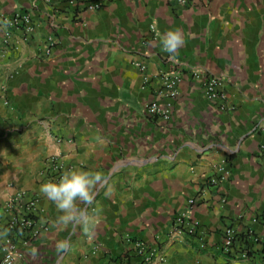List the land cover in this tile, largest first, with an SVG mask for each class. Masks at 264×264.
Masks as SVG:
<instances>
[{"label": "crops", "instance_id": "1", "mask_svg": "<svg viewBox=\"0 0 264 264\" xmlns=\"http://www.w3.org/2000/svg\"><path fill=\"white\" fill-rule=\"evenodd\" d=\"M19 10L36 28L29 42L0 47V216L27 190L47 228L13 264H135V240L165 257L150 264L264 263V0H107L94 11L0 0V15ZM177 28L185 45L170 63L160 38ZM194 70L222 79L231 110L206 99ZM160 71L181 74L177 97L159 94ZM153 99L170 105L168 120L146 113ZM52 156L60 174L108 177L111 195L100 188L89 206L93 234L52 226L60 213L39 192L59 181ZM221 162L229 174L209 183ZM181 213L198 222L195 237L170 236ZM228 226L238 233L229 253L220 248ZM61 239L73 246L58 257Z\"/></svg>", "mask_w": 264, "mask_h": 264}, {"label": "built area", "instance_id": "2", "mask_svg": "<svg viewBox=\"0 0 264 264\" xmlns=\"http://www.w3.org/2000/svg\"><path fill=\"white\" fill-rule=\"evenodd\" d=\"M51 4L59 2L66 5V7H82L90 11L100 9L107 0H46ZM180 4H190L194 0H177ZM3 21H8L7 26ZM36 22L27 11H14L12 13H2L0 15V47L7 48L10 45L29 42L35 32ZM153 30V27H152ZM53 38L48 36L44 40V53L48 55L53 46ZM1 56V54H0ZM141 72L144 74L146 65L141 62H136ZM162 86L159 94H164L169 98L177 97L179 93V83L181 81V74L179 72L166 73L160 71ZM194 79L201 83L204 96L206 99L217 105L220 110H231L233 107L228 101V94L224 89L222 79L213 75L205 74L199 70L191 72ZM143 81H147V76L143 75ZM6 104L7 102L4 101ZM170 105H159L156 99L149 101L146 104L145 111L149 116L168 120L170 117ZM49 166L55 169L60 179L63 165L52 156L48 160ZM229 174V170L224 162H221L216 167V174L210 179L211 184L223 181ZM222 201L224 199H221ZM195 201L194 198L188 200L191 205ZM0 216V232L8 229V235L0 238V252L2 264H13L18 258H21L24 249L28 246L29 241L38 236L42 230L47 228L45 211L39 205V198L36 194L27 190H18L13 193L3 204ZM45 221V222H42ZM198 231V222L190 219L185 213H181L174 219V225L170 231L172 238H184L185 236L195 237ZM248 234L251 231L248 230ZM238 242L237 230L228 226L222 231L221 250L223 252H232L235 250V245ZM259 243V240L254 238V241ZM203 245L202 242H200ZM244 249L241 256L246 258L248 246L244 243ZM132 251L138 257L135 264H150L152 259L158 258L159 261H165V257L159 255L154 248L141 240L132 242ZM256 264H264L257 262Z\"/></svg>", "mask_w": 264, "mask_h": 264}, {"label": "clouds", "instance_id": "3", "mask_svg": "<svg viewBox=\"0 0 264 264\" xmlns=\"http://www.w3.org/2000/svg\"><path fill=\"white\" fill-rule=\"evenodd\" d=\"M3 24L7 26L8 21H3ZM160 45L163 51L168 53L169 62H177L179 51L185 45L182 30L177 28L163 33ZM100 188H106L105 194L111 195L112 188L108 177L100 171L92 170L69 169L63 172L58 182L48 180L42 183L39 192L52 202L60 213L52 221V226L59 230L71 229L72 232L82 229L86 234H93L98 214L89 211V206L93 204L97 190ZM7 235L8 229L0 232V238ZM54 246L57 256L61 257L69 253L73 245L70 239H61L57 240Z\"/></svg>", "mask_w": 264, "mask_h": 264}]
</instances>
